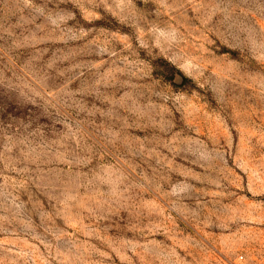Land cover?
<instances>
[{
  "label": "rangeland",
  "instance_id": "obj_1",
  "mask_svg": "<svg viewBox=\"0 0 264 264\" xmlns=\"http://www.w3.org/2000/svg\"><path fill=\"white\" fill-rule=\"evenodd\" d=\"M0 264H264V0H0Z\"/></svg>",
  "mask_w": 264,
  "mask_h": 264
}]
</instances>
